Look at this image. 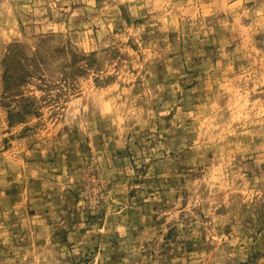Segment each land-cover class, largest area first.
I'll return each mask as SVG.
<instances>
[{"label": "rangeland", "instance_id": "1", "mask_svg": "<svg viewBox=\"0 0 264 264\" xmlns=\"http://www.w3.org/2000/svg\"><path fill=\"white\" fill-rule=\"evenodd\" d=\"M0 264H264V0H0Z\"/></svg>", "mask_w": 264, "mask_h": 264}]
</instances>
